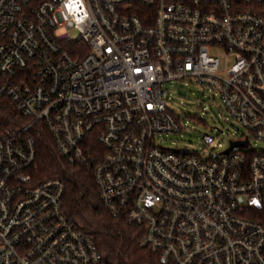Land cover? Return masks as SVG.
Here are the masks:
<instances>
[{
	"label": "built area",
	"instance_id": "obj_1",
	"mask_svg": "<svg viewBox=\"0 0 264 264\" xmlns=\"http://www.w3.org/2000/svg\"><path fill=\"white\" fill-rule=\"evenodd\" d=\"M0 79L29 121L0 131V264H104L35 175L41 127L160 264H264V0H0ZM185 80L247 131L219 156L161 145Z\"/></svg>",
	"mask_w": 264,
	"mask_h": 264
},
{
	"label": "trees",
	"instance_id": "obj_2",
	"mask_svg": "<svg viewBox=\"0 0 264 264\" xmlns=\"http://www.w3.org/2000/svg\"><path fill=\"white\" fill-rule=\"evenodd\" d=\"M28 122L17 114L9 98L0 96V131L16 130ZM33 138L37 149L34 169L37 179H58L65 184L64 209L76 227L93 238L104 264H160L155 254L140 245L144 231L124 218L112 217L105 209L92 167L72 165L62 159L44 127L34 132ZM93 148L100 149L96 143Z\"/></svg>",
	"mask_w": 264,
	"mask_h": 264
},
{
	"label": "rangeland",
	"instance_id": "obj_3",
	"mask_svg": "<svg viewBox=\"0 0 264 264\" xmlns=\"http://www.w3.org/2000/svg\"><path fill=\"white\" fill-rule=\"evenodd\" d=\"M170 93L169 107L181 118L184 128L178 134L164 136L162 146L219 156L229 149L231 141L247 135L246 129L223 110L219 97L214 98L212 93L194 81H179L170 88ZM206 135L213 137L212 144L203 143ZM258 146L262 148V145Z\"/></svg>",
	"mask_w": 264,
	"mask_h": 264
},
{
	"label": "water",
	"instance_id": "obj_4",
	"mask_svg": "<svg viewBox=\"0 0 264 264\" xmlns=\"http://www.w3.org/2000/svg\"><path fill=\"white\" fill-rule=\"evenodd\" d=\"M242 146V145H247V143H245V144H242V143H234V145L233 146ZM186 153H187V151H185Z\"/></svg>",
	"mask_w": 264,
	"mask_h": 264
}]
</instances>
